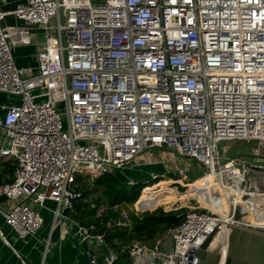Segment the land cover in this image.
<instances>
[{"label": "built area", "instance_id": "1", "mask_svg": "<svg viewBox=\"0 0 264 264\" xmlns=\"http://www.w3.org/2000/svg\"><path fill=\"white\" fill-rule=\"evenodd\" d=\"M7 15L42 30L34 67L16 64L19 29L3 27ZM0 93L18 98L0 104V160L14 164L0 183V217L18 239L36 235L46 210L107 249L88 252L89 264H114L104 234L69 214L81 196L75 178L156 163L152 149L194 159L199 176L214 172L240 199L228 196L225 221L208 206L188 210L167 229V248L121 245L132 264H196L206 236L227 224L264 232V159L219 151L222 141L264 142V0H22L0 9ZM241 207L259 223L238 216ZM48 249L49 240L43 258Z\"/></svg>", "mask_w": 264, "mask_h": 264}, {"label": "trees", "instance_id": "2", "mask_svg": "<svg viewBox=\"0 0 264 264\" xmlns=\"http://www.w3.org/2000/svg\"><path fill=\"white\" fill-rule=\"evenodd\" d=\"M1 161L4 165L3 173H7L8 176L3 180L0 175V183L11 179L14 168L13 162ZM137 176L140 179L138 174L135 175V177ZM198 179L199 175L189 184L190 188L181 194H178L175 188L165 186L161 188L160 193L154 196L149 193L143 195L144 187L140 195V204L149 199L163 196H171L173 199L179 197L185 200L189 195H198V197L204 201L202 195L205 193V197L208 199L206 204L214 210H217V208L220 210L215 189L214 191L210 190L207 192L205 188H197L199 187L197 184ZM139 183H136L138 187H128L129 185L123 182L118 170L98 175L94 179H91L88 174H78L75 178L74 185L76 189L81 192V196L73 200L74 208L69 214L80 224L86 226L94 225L95 228L92 230L104 234L107 244L119 253V258L114 264H132L127 250H120L121 245L127 246L139 240L142 244L144 243L147 248L156 247L159 245L158 239L164 235L168 228L179 224L185 214V211H165L162 207L144 212L132 210L125 215H123L119 209L115 210L113 208L115 203H129L138 198L139 189L144 184L143 182H141V184ZM149 191L150 187L146 188V192ZM91 202L95 204H105L107 206L106 211L102 215H97L95 208L90 206ZM119 219L125 223L116 224Z\"/></svg>", "mask_w": 264, "mask_h": 264}, {"label": "crops", "instance_id": "3", "mask_svg": "<svg viewBox=\"0 0 264 264\" xmlns=\"http://www.w3.org/2000/svg\"><path fill=\"white\" fill-rule=\"evenodd\" d=\"M21 1H0V9H12ZM1 23L8 29H19L10 35L16 64L20 67H34L38 61V47L43 41L42 30L27 26L13 15L5 16ZM0 95H3L4 99L7 97L3 93ZM149 158L155 159L152 152L149 153ZM48 205L53 207L54 203L48 201ZM41 213L44 216L43 226L36 235L30 236L26 240L18 239L0 217V229L5 237L3 239L0 236V264H22V261L25 264H41L43 259V264H89L88 252L102 256L106 253L105 247L96 248L93 243L80 239L65 221L57 220L53 224L51 213L46 210H41ZM46 215L51 217V222L48 224ZM47 240H49V249L43 258L44 244Z\"/></svg>", "mask_w": 264, "mask_h": 264}, {"label": "rangeland", "instance_id": "4", "mask_svg": "<svg viewBox=\"0 0 264 264\" xmlns=\"http://www.w3.org/2000/svg\"><path fill=\"white\" fill-rule=\"evenodd\" d=\"M16 99L11 98L10 96H7L4 99L3 95H0V102H6L10 103V101L13 100V102H17V97ZM2 131L0 130V134ZM226 149V150H225ZM259 150L260 152H264V142H259L255 140H250V141H243V140H232V141H222L219 143V151L221 155L223 156H232L237 153L243 152V151H252V150ZM152 154L155 157L156 163H152L150 165H144L135 169H125L123 171H119L120 175L123 179V182L128 184V187H138L136 183L141 184L143 182V186L139 189V196L135 201L129 202V203H121L119 204L118 208L119 211L122 213L127 214L128 212L135 210L137 212H144V211H151L152 209L162 207L165 211H179V212H184L185 213L192 209L193 207H200L201 209L205 208L208 206L206 204L207 200L206 199V194L203 193L202 199L198 197V195H189L187 199H181V198H175L171 196H163L155 199H149L145 201L144 203L140 204V195L143 190V195H147L148 193L152 196L160 193L161 188L168 186L170 188H175L178 194H181L185 191H187L190 188L189 183L193 182L196 179L197 175H200L203 172V169L201 165H199L194 159L191 158H185L181 157L179 155H176L173 153V155H167L166 153L164 154V150L161 149H152L151 150ZM188 168V171L186 172V177L181 180V182H177L176 179L179 177L178 169L179 168ZM4 165L2 161L0 160V175L1 178L4 180L7 178L8 174H4ZM153 175H157V177L153 178ZM139 175L140 179L135 178L137 182L134 183H129V179H134L135 175ZM204 175L199 176V179L197 180V184L199 187L197 188H205V191H214L215 187L214 186H205L203 184V177ZM95 177L91 178L94 179ZM198 178V177H197ZM171 179V180H170ZM141 186V185H139ZM146 186H150V191L146 192ZM204 192V190H203ZM139 199V201H138ZM244 204H247L250 206V201L249 199L245 198L244 199ZM227 209H229V204L228 201L226 203ZM142 209H141V208ZM209 207V206H208ZM144 208H150V209H144ZM218 210V208H217ZM249 209L247 207H241L238 210V216L246 217L250 220L249 216ZM46 223H50V216L46 215ZM255 215H254V217ZM139 241V240H137ZM141 243V241H139ZM171 238L168 235L167 231L164 233L163 236H161L158 239V244L160 247L167 248L170 246ZM144 245V243H143Z\"/></svg>", "mask_w": 264, "mask_h": 264}, {"label": "water", "instance_id": "5", "mask_svg": "<svg viewBox=\"0 0 264 264\" xmlns=\"http://www.w3.org/2000/svg\"><path fill=\"white\" fill-rule=\"evenodd\" d=\"M235 156L264 159V154L248 151L237 153ZM248 177L261 178L253 172L249 173ZM135 178L139 179L138 176ZM226 227L228 246L224 259L222 260L221 241L211 245L215 231L206 236L196 251V264H264V232L232 224H227ZM149 257L152 258L151 255Z\"/></svg>", "mask_w": 264, "mask_h": 264}, {"label": "bare ground", "instance_id": "6", "mask_svg": "<svg viewBox=\"0 0 264 264\" xmlns=\"http://www.w3.org/2000/svg\"><path fill=\"white\" fill-rule=\"evenodd\" d=\"M203 184L205 186H214L215 187V193H216V198L218 201V206L220 210H216L219 211V213L223 216V220H227V216H228V211L229 209H227V198L228 196L231 194V192H235L236 193V199H240V194L238 189L235 190H229L226 189L225 187L222 186V184H219L218 181H216L217 176L214 172L206 174L203 176ZM244 205V204H243ZM249 218L251 223H259L258 220H256L253 215V210L250 209V213H249ZM224 225V224H223ZM222 225V227H224ZM223 229H226L225 227ZM220 240L221 241V248H222V252L225 253L227 250V231L223 230L222 232L216 233V235L214 236V239L211 242V245L216 244L217 241Z\"/></svg>", "mask_w": 264, "mask_h": 264}]
</instances>
